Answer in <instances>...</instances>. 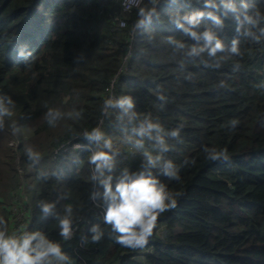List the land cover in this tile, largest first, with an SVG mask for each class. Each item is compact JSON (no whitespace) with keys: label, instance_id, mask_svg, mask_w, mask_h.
<instances>
[{"label":"trees","instance_id":"16d2710c","mask_svg":"<svg viewBox=\"0 0 264 264\" xmlns=\"http://www.w3.org/2000/svg\"><path fill=\"white\" fill-rule=\"evenodd\" d=\"M122 2L0 0V264L16 160L23 264H264V0Z\"/></svg>","mask_w":264,"mask_h":264},{"label":"rangeland","instance_id":"374dc122","mask_svg":"<svg viewBox=\"0 0 264 264\" xmlns=\"http://www.w3.org/2000/svg\"><path fill=\"white\" fill-rule=\"evenodd\" d=\"M122 26V25H121ZM16 127V136L20 139L25 135V129L22 126V124L20 125H14ZM119 139V138H118ZM129 142V140L126 138L124 140L121 141L120 140H116V141H108L107 148L113 150V151H119L122 150L124 145L128 144L126 142ZM8 146L11 148V152L14 154L15 150L18 148L19 146V141L15 138H12L10 143L8 144ZM128 146V145H126ZM131 153V152H130ZM132 156L134 157H139L141 162L144 161V157L142 156V154L140 153V151L138 149H136L135 147H133L132 150ZM149 162V161H148ZM15 167H16V171H17V177H16V181H17V188L13 191H11L9 194V196L7 198H5L3 201V205L5 207V209H7L10 213V215H12V217H10V222H13V224H11V228L10 230H17L20 231L22 229L25 228V225L28 221V209L29 206L25 205V202H27L28 200V195H27V188H28V181L25 178V169L23 168V166L21 165L19 160L15 161ZM15 224V225H14ZM164 230H165V224H160L158 229H157V235L161 238H163L164 236ZM11 235V231L8 235V238ZM18 235L15 236V234H12V237L10 239V244L9 241H7V247L9 249H12L10 253H16L18 254V250H14V245L17 246V239H18ZM148 253H144L141 254L139 256H137V259L140 261H145L146 257H147ZM14 254H12L13 256Z\"/></svg>","mask_w":264,"mask_h":264},{"label":"built area","instance_id":"2783aa9c","mask_svg":"<svg viewBox=\"0 0 264 264\" xmlns=\"http://www.w3.org/2000/svg\"><path fill=\"white\" fill-rule=\"evenodd\" d=\"M142 1L143 0H123L122 6H123L125 12H130V11H132L135 8H139L141 6V4H142ZM120 26L124 27V23L121 22ZM65 149H66V145H62L60 149H57L55 151V153L57 155H59L60 152H66L67 150H65ZM74 149L79 150V149H81V146L79 144H76L74 146ZM25 205H26V202H25ZM28 224H29V212H28V221H27V223L25 225V228L20 230V231H17L16 229L13 230V231L11 230V235L8 238V241H9V244H10V239L12 237V234H15V236L16 235L19 236L18 239H17V241H18L17 246L14 245V250L17 249L19 253L18 254L10 253L12 249H9L7 247L9 249V256H8V259L5 260L2 264H23V253H22V250H21L22 249V239H23V236H24L26 230L28 229L27 228ZM71 235H72V232L68 233L67 237H70ZM12 254H14V255L12 256Z\"/></svg>","mask_w":264,"mask_h":264},{"label":"clouds","instance_id":"9594fccd","mask_svg":"<svg viewBox=\"0 0 264 264\" xmlns=\"http://www.w3.org/2000/svg\"><path fill=\"white\" fill-rule=\"evenodd\" d=\"M146 16H147V15H142V16L140 17V19H139V23L143 22V20L146 18ZM15 139H17V138H15ZM17 140H18V139H17ZM18 141H19V140H18ZM19 145H20V141H19ZM75 145H76V144H75ZM75 145H74V146H75ZM74 146H73V148H74ZM18 147H19V146H18ZM60 148H61V147H60ZM60 148H59V149H60ZM16 150H17V149H16ZM16 150H15V152H16ZM65 150H68L67 146H66V149H65ZM16 153H17V152H16ZM62 153H64V152H60V154H62ZM60 154H59V155H60ZM7 241H8V239H7Z\"/></svg>","mask_w":264,"mask_h":264},{"label":"crops","instance_id":"0c3cea01","mask_svg":"<svg viewBox=\"0 0 264 264\" xmlns=\"http://www.w3.org/2000/svg\"><path fill=\"white\" fill-rule=\"evenodd\" d=\"M145 253H150V251H147V252H145ZM144 254V253H143Z\"/></svg>","mask_w":264,"mask_h":264}]
</instances>
